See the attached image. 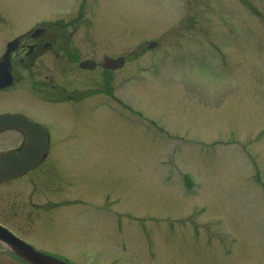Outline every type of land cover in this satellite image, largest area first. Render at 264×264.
<instances>
[{
  "label": "rangeland",
  "instance_id": "rangeland-1",
  "mask_svg": "<svg viewBox=\"0 0 264 264\" xmlns=\"http://www.w3.org/2000/svg\"><path fill=\"white\" fill-rule=\"evenodd\" d=\"M70 1L0 0V48ZM89 13L99 24L77 35L96 33L99 57L128 55L114 94L151 122L101 92L93 113L68 110L55 138L68 186L49 181L20 228L12 213L27 206L3 189L0 220L74 264H264V0H104ZM0 264L27 263L2 252Z\"/></svg>",
  "mask_w": 264,
  "mask_h": 264
},
{
  "label": "flooded vegetation",
  "instance_id": "flooded-vegetation-1",
  "mask_svg": "<svg viewBox=\"0 0 264 264\" xmlns=\"http://www.w3.org/2000/svg\"><path fill=\"white\" fill-rule=\"evenodd\" d=\"M67 6L69 7L67 11L59 12L63 15L58 20L35 21L29 27L8 37L0 48V81L8 80V75L11 77L9 84L0 85V113L10 112L19 115L12 125L0 127V152L11 149L21 151L31 137L28 121H32L38 125L36 134H33L37 138L36 144L40 143L42 146H38L34 151H42V154H45L36 168L13 179H0V194L3 189L5 192L13 190L11 199L19 203L22 201V204L27 206L19 215L11 212L23 223L19 222L17 228L26 227L34 222L36 216H41V210H37V201L46 200L41 196V192H46L51 187L49 181L55 185H58V181L61 182L56 164L62 162V156L58 154V147L62 145V141L58 140V143L55 138L56 133L58 138L63 134L60 129L62 116L65 117L68 110L78 115L79 110L85 109L81 101L85 94L93 97L92 110L96 108L100 92L105 97L115 99L112 90L114 75L109 78L114 71L106 69L105 63V57L109 54L99 57L98 37L96 40L93 39L96 33L93 32L92 44L83 42L80 34L77 35V31L84 27L91 32L95 30L93 27L94 23L96 25L98 23V16L94 21V18L88 15L89 10L98 14L101 8L102 13L104 0H71ZM50 10L51 8L46 10L47 14L53 12ZM119 10L127 13L124 9ZM11 41L13 42L10 43ZM108 46L114 44L108 42ZM7 48L9 51L5 59ZM82 63L92 67L85 68L81 66ZM83 71L87 72L86 76L84 73L81 74ZM101 74L106 80L109 78L108 89L106 87L99 89L103 78ZM87 86L89 87L85 89ZM66 102H71V105H67L65 109ZM75 104L78 107L72 110ZM7 195L10 198L9 194ZM3 209V206H0V210ZM30 231L35 233L33 230ZM53 242L52 249L45 247L40 249L57 257L66 258V255H60L65 254L64 251L62 253L59 252L60 249H56L59 247L58 241Z\"/></svg>",
  "mask_w": 264,
  "mask_h": 264
},
{
  "label": "water",
  "instance_id": "water-1",
  "mask_svg": "<svg viewBox=\"0 0 264 264\" xmlns=\"http://www.w3.org/2000/svg\"><path fill=\"white\" fill-rule=\"evenodd\" d=\"M15 120L17 119L14 114H0V126L4 124H13V121ZM31 144L27 146V151L30 150ZM27 151H24L20 154H16L14 152L0 154V175L11 178L36 165L38 163V158L33 159L30 152L28 151V153ZM0 240L4 243H7L8 246L16 251L19 255L35 264H67L66 262L61 260L59 261L56 258L49 257L44 253L37 251L30 244L14 236L1 225Z\"/></svg>",
  "mask_w": 264,
  "mask_h": 264
}]
</instances>
